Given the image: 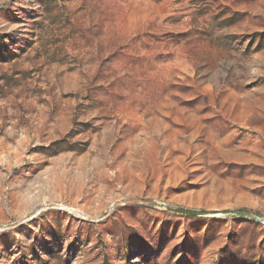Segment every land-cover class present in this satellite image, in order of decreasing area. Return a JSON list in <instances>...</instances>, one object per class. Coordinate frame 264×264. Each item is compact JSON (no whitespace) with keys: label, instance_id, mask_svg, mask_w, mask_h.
Returning a JSON list of instances; mask_svg holds the SVG:
<instances>
[{"label":"rangeland","instance_id":"obj_1","mask_svg":"<svg viewBox=\"0 0 264 264\" xmlns=\"http://www.w3.org/2000/svg\"><path fill=\"white\" fill-rule=\"evenodd\" d=\"M257 217L264 0H0V264H264Z\"/></svg>","mask_w":264,"mask_h":264},{"label":"built area","instance_id":"obj_2","mask_svg":"<svg viewBox=\"0 0 264 264\" xmlns=\"http://www.w3.org/2000/svg\"><path fill=\"white\" fill-rule=\"evenodd\" d=\"M256 219L264 225V217H257Z\"/></svg>","mask_w":264,"mask_h":264},{"label":"trees","instance_id":"obj_3","mask_svg":"<svg viewBox=\"0 0 264 264\" xmlns=\"http://www.w3.org/2000/svg\"><path fill=\"white\" fill-rule=\"evenodd\" d=\"M186 213H187V214H196L195 211H191V210L186 211Z\"/></svg>","mask_w":264,"mask_h":264}]
</instances>
